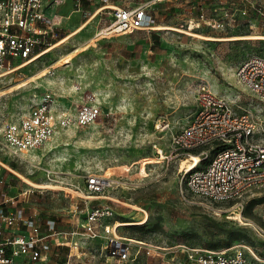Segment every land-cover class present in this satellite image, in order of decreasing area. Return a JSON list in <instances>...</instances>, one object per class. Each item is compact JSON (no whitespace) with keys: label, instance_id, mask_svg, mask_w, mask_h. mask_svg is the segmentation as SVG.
I'll return each mask as SVG.
<instances>
[{"label":"rangeland","instance_id":"rangeland-1","mask_svg":"<svg viewBox=\"0 0 264 264\" xmlns=\"http://www.w3.org/2000/svg\"><path fill=\"white\" fill-rule=\"evenodd\" d=\"M119 1L111 3L146 5L156 28L97 36L112 19V10L100 9L97 0H81L78 10L71 6L61 12L35 59L26 64L19 58L5 59L11 65L2 73L15 69L0 76V134L5 122L24 114L46 93L53 95V108L68 112L92 94L102 113L87 126L58 128L50 142L27 159L9 155L0 145L6 179L0 196L15 195L17 211L41 224L55 218L65 230L76 222L73 208L82 207L84 197L88 204H110L119 222L145 219L122 225L120 230L128 235L164 245L241 247L249 257L252 250L264 260V186L233 204L185 195L179 190L181 161L162 157L170 150L171 134L194 113L201 83L237 112H250L264 122V102L235 74L244 58L264 56V39L227 38L264 34L258 17L243 0H206L202 6L198 0ZM201 12L203 18L197 21ZM161 25L175 28H158ZM213 148L204 150L210 154ZM19 174L53 187L30 186ZM89 174L107 178L98 194L86 190ZM101 242L90 240L91 251ZM65 253V248L53 247L49 264L63 260Z\"/></svg>","mask_w":264,"mask_h":264},{"label":"built area","instance_id":"built-area-1","mask_svg":"<svg viewBox=\"0 0 264 264\" xmlns=\"http://www.w3.org/2000/svg\"><path fill=\"white\" fill-rule=\"evenodd\" d=\"M68 1L79 9L81 0H0V73L11 65L5 63L6 58L28 60L40 52L45 38L53 35L59 23L58 7ZM97 1L100 9L112 10V19L100 27L97 36L155 27L156 18L146 5L129 7L112 4V0ZM156 1L159 0L152 2ZM205 1L198 0V5ZM243 1L250 5L264 28V0ZM240 10L247 12L246 7ZM203 15L201 12L197 21ZM235 74L244 87L264 102V56L252 54L244 58ZM53 103V95L46 93L24 114L5 122L0 134L1 148L13 157L27 159L58 128L87 126L102 113L92 94L85 95L74 112L57 110ZM208 146L214 147L210 154L204 150ZM194 156L198 161H193L191 168L180 163V192L233 204L251 190L264 186V122L257 123L250 112H237L225 97L201 83L194 113L171 134L170 150L162 157L168 162H189ZM106 182L102 176L89 174L85 187L90 194H98ZM5 183L0 166V188ZM14 196H0V264H49L53 247L66 249L64 259L57 264H264L252 250L249 257L241 247L164 245L128 235L120 230L122 225L110 204H88L84 197V205L76 204L73 208V218L76 214L78 217L70 229L58 228L55 218H46L41 224L35 217L15 209ZM97 239L102 242L91 251L89 242Z\"/></svg>","mask_w":264,"mask_h":264},{"label":"bare ground","instance_id":"bare-ground-1","mask_svg":"<svg viewBox=\"0 0 264 264\" xmlns=\"http://www.w3.org/2000/svg\"><path fill=\"white\" fill-rule=\"evenodd\" d=\"M82 28V26H80L77 30H75L74 32H76V31H78L79 29H81ZM155 28H156V26H155ZM158 28H160V29H171V28H175V27H172V26H168V25H161L160 27H158ZM178 29V28H177ZM178 30H181V29H178ZM74 32H72V34L74 33ZM186 32V31H185ZM190 34H192V35H194V36H198V37H201L202 35H200V34H198V33H193V32H191ZM70 36V34L69 35H67V36H65V38H63L62 40H60V41H64L66 38H68ZM204 38H210V39H215V37H211V36H204ZM226 38V37H225ZM227 38H263L264 39V34H257V35H240V36H233V37H227ZM220 39H223V38H220ZM59 41V42H60ZM58 42V43H59ZM57 43H55V44H53L51 47H48V48H46L43 52H46L47 50H49L50 48H52L53 46H55ZM40 54V53H39ZM36 56V55H35ZM32 57V58H30V59H28V60H26L27 62H25L24 64H26V63H28V62H30L31 60H33V59H35L36 57ZM24 64H22V65H24ZM21 65V66H22ZM18 67H20V65L18 66ZM17 68V67H16ZM15 68H13V69H11V70H8V71H6V72H4V73H1L0 74V76H2V75H4L5 73H8V72H10V71H12V70H14ZM256 121V120H255ZM257 123H259L260 124V122H258V121H256ZM53 140V139H52ZM48 142H50V141H48ZM32 156H34V155H32ZM193 161L194 162H197L198 161V158L195 156V158H193V160H190L189 162H187V161H182L181 162V166L182 167H188V168H191L192 166H193ZM0 163H2V164H4L5 165V163L4 162H2V161H0ZM195 164V163H194ZM10 168V167H9ZM11 170H13L14 172H15V170L14 169H12V168H10ZM20 176H21V178L23 179V181L26 183V184H28V185H30V186H34V187H53V185H51V184H49V182H47V181H44V182H36V181H33V180H31V179H29L28 177H26V176H24V175H21V174H19ZM102 178H104V177H102ZM104 179H107V178H104ZM108 180H110V179H108ZM111 181V180H110ZM110 184H112L111 182H110ZM133 208H135V209H139V207H137V206H135V207H133ZM236 214V213H235ZM241 217V216H240ZM145 221V219H143V220H141V221H124V222H120L119 224L120 225H131V224H135V223H143Z\"/></svg>","mask_w":264,"mask_h":264},{"label":"crops","instance_id":"crops-1","mask_svg":"<svg viewBox=\"0 0 264 264\" xmlns=\"http://www.w3.org/2000/svg\"><path fill=\"white\" fill-rule=\"evenodd\" d=\"M113 1H115L117 4L120 3L119 0H113ZM71 6H72L71 3L68 1V2H66L65 4L61 5L60 7H58L57 11H58L59 15L61 16V18H62V16H63L61 12L64 11V10H66V8H67V9L70 8ZM75 10H76V9H75ZM65 12H66V11H65ZM86 22H87V21L81 23L80 26H85V25H86Z\"/></svg>","mask_w":264,"mask_h":264}]
</instances>
